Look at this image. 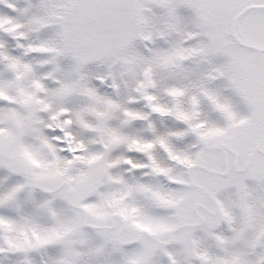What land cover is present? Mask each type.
Instances as JSON below:
<instances>
[{"label": "snow or ice", "instance_id": "1", "mask_svg": "<svg viewBox=\"0 0 264 264\" xmlns=\"http://www.w3.org/2000/svg\"><path fill=\"white\" fill-rule=\"evenodd\" d=\"M0 264H264V0H0Z\"/></svg>", "mask_w": 264, "mask_h": 264}]
</instances>
